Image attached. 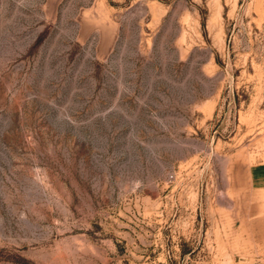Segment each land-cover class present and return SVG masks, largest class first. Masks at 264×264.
Segmentation results:
<instances>
[{
    "label": "rangeland",
    "instance_id": "rangeland-1",
    "mask_svg": "<svg viewBox=\"0 0 264 264\" xmlns=\"http://www.w3.org/2000/svg\"><path fill=\"white\" fill-rule=\"evenodd\" d=\"M264 0H0V264H264Z\"/></svg>",
    "mask_w": 264,
    "mask_h": 264
},
{
    "label": "crops",
    "instance_id": "crops-1",
    "mask_svg": "<svg viewBox=\"0 0 264 264\" xmlns=\"http://www.w3.org/2000/svg\"><path fill=\"white\" fill-rule=\"evenodd\" d=\"M247 188L252 193L264 195V161L251 164L246 172ZM250 221H264V201L250 203Z\"/></svg>",
    "mask_w": 264,
    "mask_h": 264
}]
</instances>
